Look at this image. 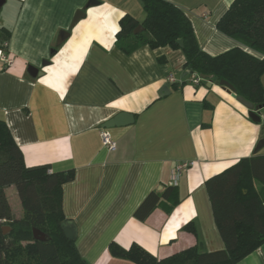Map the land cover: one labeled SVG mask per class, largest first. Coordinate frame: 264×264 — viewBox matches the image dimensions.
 <instances>
[{"label":"crops","instance_id":"0c3cea01","mask_svg":"<svg viewBox=\"0 0 264 264\" xmlns=\"http://www.w3.org/2000/svg\"><path fill=\"white\" fill-rule=\"evenodd\" d=\"M96 1L85 10L90 0H5L0 30L10 37L0 31V41L7 40L13 64L0 71V120L27 167L74 170L63 187V211L78 228L76 247L89 264H135L113 257L112 243L136 244L158 259L195 246L201 253L223 250L205 183L241 159L264 155V147L256 151L263 126L222 87L189 84L181 50L143 46L128 55L116 46L122 17L145 20L139 0ZM169 1L187 15L204 52L215 57L240 47L256 55L217 29L234 0ZM81 10L86 16L72 28ZM61 32L70 36L57 46ZM29 66L43 76L33 78ZM170 75L182 84L168 83ZM167 84L169 95L160 97ZM120 113L135 120L108 129L117 143L110 152L102 126ZM181 163L193 166L172 196L137 220L150 193L172 187ZM189 223L197 236L184 230ZM238 264H264V244Z\"/></svg>","mask_w":264,"mask_h":264},{"label":"trees","instance_id":"16d2710c","mask_svg":"<svg viewBox=\"0 0 264 264\" xmlns=\"http://www.w3.org/2000/svg\"><path fill=\"white\" fill-rule=\"evenodd\" d=\"M139 1L146 18L142 23L130 15L121 18L116 35L120 50L128 55L143 46L181 50L189 75L227 81L238 96L255 106L264 104V0H234L217 24L221 33L258 56L236 47L215 57L201 49L191 21L175 4L169 0ZM139 26L144 30L136 35ZM0 31L10 37L4 28ZM180 40L183 48L178 44ZM5 45L7 40L0 43V48L6 51ZM74 178V170L52 173L48 165L27 167L9 127L0 120V264H89L80 255L76 241L67 239L62 230L67 221L63 187ZM205 184L225 245L223 250L201 253L195 246L158 259L136 244L123 249L112 243V256L135 264H238L254 253L264 244V155L241 159ZM12 186L23 208L19 219L14 217L5 192ZM174 191L171 187L161 194L150 193L134 217L145 221ZM6 228L10 229L7 234ZM34 229L47 234L50 240H35ZM184 230L197 236L193 223Z\"/></svg>","mask_w":264,"mask_h":264},{"label":"water","instance_id":"95a60500","mask_svg":"<svg viewBox=\"0 0 264 264\" xmlns=\"http://www.w3.org/2000/svg\"><path fill=\"white\" fill-rule=\"evenodd\" d=\"M5 4V0H0V10L3 7V5ZM97 4H99L98 1L96 0H90V2L87 4L85 10H88L94 6H96ZM86 16L85 11H78L76 13V16L73 20L72 23V28H74L82 19H84ZM144 30L143 26H139L135 31L134 34H139L140 32H142ZM70 33L69 32H61L59 39H58V43L57 46H61L62 44H64L66 42V40L69 38ZM178 44L181 48H183L184 43L182 40L178 41ZM57 54V49L53 48L51 50V57L53 58L55 55ZM50 61L45 60L44 61V66H48L50 65ZM28 72L29 74L33 77V78H37L39 76H43V72L40 71V69L33 67V66H29L28 68ZM203 80L207 81V86L209 88L212 87V85L214 84L217 87H222L224 90H226L228 92V94H230L232 96V98H234L235 100H237V102H239L242 106H244L250 114V118L258 124H261L263 126V134H264V118L262 116V111L264 110V104L261 106H255L253 103L247 101L246 99H244L241 96L237 95L236 89L234 88L233 85H231L229 82L227 81H213V78L211 76H202L201 77ZM170 93V84H167L160 92V97H164L169 95ZM134 115L133 114H128V113H120L118 114L116 117H114L112 120L108 121L107 123H105L102 128L104 129H112V128H118V127H125V126H129L132 125L134 123ZM264 147V140H261L258 143V146L256 148V151L261 150ZM9 229V228H6ZM10 230V229H9ZM62 230L63 233L65 234L66 238L71 240V241H76L78 238V228L76 227V225L71 222V221H66L62 224ZM33 235L35 240H39V241H47L50 240L49 236L47 234H45L44 232L38 230V229H34L33 230Z\"/></svg>","mask_w":264,"mask_h":264},{"label":"built area","instance_id":"2783aa9c","mask_svg":"<svg viewBox=\"0 0 264 264\" xmlns=\"http://www.w3.org/2000/svg\"><path fill=\"white\" fill-rule=\"evenodd\" d=\"M7 47V45H5ZM13 64L12 58L9 56V54L4 50L0 48V71H6L8 70ZM168 83L170 84H182L178 83V81L175 79L173 75L168 76L167 78ZM203 79L199 76L196 75H189V80L188 83L193 85V86H198L202 83ZM101 140H102V145L110 152H114L117 148V143L115 140L112 138L110 132L108 129H103L101 131ZM193 166L192 163H181L177 164L174 167L173 170V176H172V187H177L180 177L183 173V171L191 168Z\"/></svg>","mask_w":264,"mask_h":264},{"label":"rangeland","instance_id":"374dc122","mask_svg":"<svg viewBox=\"0 0 264 264\" xmlns=\"http://www.w3.org/2000/svg\"><path fill=\"white\" fill-rule=\"evenodd\" d=\"M1 42L2 41H0V43ZM263 81H264V79H263ZM263 85H264V83H263ZM261 140H264V138H262ZM6 196L8 198L9 203H10V206L12 208L13 214L16 217H21L22 213H23V208H22V205H21V201H20L17 189L14 186L8 188L6 190ZM8 232H9V229H5V233L7 234Z\"/></svg>","mask_w":264,"mask_h":264}]
</instances>
